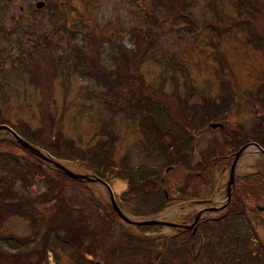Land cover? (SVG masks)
<instances>
[{
	"label": "rangeland",
	"instance_id": "374dc122",
	"mask_svg": "<svg viewBox=\"0 0 264 264\" xmlns=\"http://www.w3.org/2000/svg\"><path fill=\"white\" fill-rule=\"evenodd\" d=\"M55 1L63 5L61 10L67 17L68 27H72L75 22L80 24L90 17L93 24L88 23V25H98L100 33L106 40V42H101V62L108 67H112L110 51L115 52L116 50V48H112L113 45L124 42L131 46V29L140 25L149 28L145 24L148 15L146 7L152 6L156 2L155 0ZM242 1L246 0H194L187 8L188 12L192 14L194 22L197 21L200 26H203L206 22L214 24L210 23L213 19H219L218 23L222 22V16L230 21L233 18L236 19L239 17V6ZM259 1L264 5V0ZM38 2H45L46 6L39 10L36 7ZM86 6L90 7L89 12L86 11ZM49 7L48 0H0V118L5 119L11 127L18 124L27 126L34 132H38L41 128L45 131L48 123L51 126L50 130L60 129L67 138L76 143L77 147L84 150L90 148L89 146L106 141L110 144V131H114L118 138L113 144L112 157L115 163L113 167L108 169L106 166L102 171L107 177V179L105 177L103 179L110 186L123 213L135 221L161 218L164 222L179 225L193 223L195 216L207 206L195 204L193 201L179 202L186 198V195L182 193L186 169L166 176L164 180L168 185L165 189H158L154 194H150L153 191L148 189V191H144V198L143 196L139 197L140 200L132 197L136 195H129L130 198L125 197L124 194L129 192L133 186L132 182L143 184L147 179H153L159 175L161 178L163 177L162 173L165 175L169 168L162 166L165 159L158 150L153 147L150 151L146 149L149 141L141 131L138 117L133 120L131 115L125 111L115 112L105 102L106 89L100 87L94 79L84 77L81 72L70 71L69 77L66 78L64 75L68 72L64 70L57 79L52 77L53 102L49 103L43 98L42 88L32 82L30 74L24 72L25 63L29 58H26V55H34L35 42L37 43L40 35L44 33L47 34L46 42L51 44L56 56L64 52H74V43L77 40H72L68 33H57L54 37L50 35L54 24ZM257 9L254 10L256 14L264 19V9ZM88 13L92 16L89 17ZM31 24L33 26L30 27ZM80 27L82 28V25ZM155 28L152 38L154 45L149 48L148 54L149 52L156 54L160 61L145 60L139 66L140 74L149 85L150 93L157 91L162 82H165L164 90L168 95H171L176 89L173 79L175 76V79L179 81L181 97H184L189 92L186 87L187 78L176 68L178 62L186 66L190 75V80H188L192 81L194 86L188 103L189 106L198 109V115L193 120L196 132L192 134V138L196 143V152L190 166L191 169L195 171L197 164L202 161L200 152H207L210 149L208 157H215L216 154H212V152L218 151L223 145L230 152L228 159L216 167L210 168L211 184L199 181L193 185V189L201 200H212L223 204L227 197L226 189L229 183L230 168L235 160H233L234 156L231 158V155L238 151H233L232 142H229L230 138L232 135L238 136L242 140L240 148L252 142L256 143L253 131L260 122L259 117L264 113V101L258 99V97L264 98V46L257 45L258 41H264V37L251 38L247 28L245 30L236 28L221 34L216 29L209 27L199 28L194 32L184 21L178 24L159 23ZM28 37H31L32 40L30 41ZM40 66L44 68L47 77L54 75L51 65L40 60ZM224 86L227 88L228 94L232 91L234 100L230 101L229 106H225L224 114L219 119L210 122L208 117L201 123L204 99L211 98L220 102L224 95ZM176 105L178 104L176 103ZM184 117L187 118V114ZM164 122L168 123L169 119ZM213 124H225L227 132H222L220 128L212 129L211 125ZM242 132L248 133L249 138L243 137ZM2 134L0 132V136ZM184 136L186 135L184 134ZM190 145H192L191 142ZM42 152L47 153L45 150ZM221 152L223 153V149ZM20 154H24V152H20ZM124 157L129 158L130 174L125 178L119 171ZM55 159L76 174L97 176L95 172L85 168L87 165H84L86 163L82 159L81 163L56 157ZM262 160L256 148L250 149L241 158L236 171V176L240 177L241 181L238 189L242 190L246 182L256 179L262 169ZM50 169L56 174L54 168ZM98 177L100 176L98 175ZM47 184L49 183L38 178L31 195L43 192L47 188ZM16 188L21 192L20 186H16ZM193 189L191 187L190 191L193 192ZM93 191L101 203H104L101 201L103 199L111 202L110 195L103 183L93 182ZM165 193L168 199H173V203L163 211L159 207V203L162 196H166ZM22 194L25 193L22 192ZM72 194H74L72 190H69L68 195L76 197ZM148 195L152 196L151 201L144 200ZM243 199L242 204L245 207L243 226L226 233L222 239L215 237L211 240L206 234L207 236L203 237V244L208 247L210 243H213L214 253L212 257L203 254L202 257L205 258V261L202 264H225L226 261L229 262L228 264H239V260H242L244 264H264V212L259 211V207H264V192L243 193ZM232 208L233 211H229L230 216L234 215L235 210H239L238 206L235 207L236 209ZM98 209L101 208L98 207ZM239 211L241 212V207ZM219 216L221 215L218 213H209L205 214L203 218L211 222ZM108 227L110 229L108 234L114 236L118 242L139 237L145 244L157 243L158 247L162 245V248H164L163 244L166 238H172L176 234L175 230L167 226L144 229L133 224L126 226L115 220ZM202 230L199 228L201 235L204 233ZM1 232L7 237H30L32 236L31 221L14 216L6 221ZM240 237L250 239V244L245 245L238 239ZM39 244L40 237L27 245L0 240L1 248L14 253L31 251L39 247ZM115 244L114 252L117 254L121 245L118 246L116 242ZM50 247L47 259L35 257L36 264H72L70 252L56 248L54 235L50 240ZM188 249L193 251L191 244L188 245ZM244 249H248L247 251L251 249L255 254L261 252L258 259L251 258L250 260L249 257L240 256V259L233 260L230 257L234 250L241 254L245 251ZM216 252H220L222 257L224 254L223 260L219 254L215 255ZM169 257L174 260L178 259L173 254ZM137 258L139 259L140 255ZM101 262L104 264V261Z\"/></svg>",
	"mask_w": 264,
	"mask_h": 264
},
{
	"label": "trees",
	"instance_id": "16d2710c",
	"mask_svg": "<svg viewBox=\"0 0 264 264\" xmlns=\"http://www.w3.org/2000/svg\"><path fill=\"white\" fill-rule=\"evenodd\" d=\"M155 1L152 6L146 7L148 15L145 24L149 28H144L142 25L132 28L130 31L131 46L124 42L113 45L112 48H116V50L115 52L110 51L112 67H108L101 62V42H106V40L100 33L96 21H94L96 25H88V23L93 24L90 17L92 15L88 13L89 19L86 18L80 24L75 22L72 27H68L67 17L63 15L64 12L61 10L63 5L58 4L55 0H48L52 23L54 24V29L50 35L54 37L57 33H68L72 40H77L74 43V52H64L56 56L51 44L46 42L47 34L44 33L40 35L38 41L36 40L37 43L35 42L34 55H26V58H29L25 63L24 72L30 74L32 82L42 88V95L47 103L53 102L52 77L57 79L64 70L68 72L64 75L66 78L69 77L70 71L81 72L84 77L94 79L100 87L106 89L105 102L115 112L125 111L131 115L133 120L138 117L141 131L149 141L146 149L150 151L153 147L158 150L165 159L162 166L169 168L166 170L165 175L162 173L163 177L161 178L159 175L153 179H147L143 184L132 182L133 186H131L129 192L124 194L125 197L136 195L132 197L139 199L140 196L142 197L145 194L144 191H148V189L153 191L150 194H154L158 189H165L168 185L165 184L166 180H164L166 176L174 175V173L186 169L185 181L183 182L185 185L182 190L186 198L181 199L179 202L193 201L195 204L208 205L212 200H201L198 193H195L193 185L199 181L211 184L210 168H214V166L216 167V165L228 159L230 152L223 144L221 148L223 153L221 149L212 152V154H216L215 157H208L210 149L207 152H200L202 161L197 164L195 171L191 169L190 166L196 152V143L192 138V134L196 132L193 120L198 115V109L189 106L188 103L191 99V93L193 94L194 86L192 81H189L190 75L186 66L178 62L176 68L187 78L186 87L189 92L184 97H181L179 81L175 79V76H173V79L176 89L171 95H168L164 90L165 82H162L157 91L150 93L148 91L149 85L140 74L139 66L147 59H152L155 62L160 61L156 54L151 52L148 54L149 48L154 45L153 32L159 23L178 24L184 21L194 32L199 28L209 27L216 29L220 34L236 28L240 30L247 28L251 38H261L264 37V19H261L254 10H258L257 8L264 9V5L259 0L242 1L239 6V17L236 19L233 18L230 21L222 16V22L220 23H218L219 19H213L210 23L214 24L206 22L205 25L200 26L197 21L194 22L193 16L187 8L194 0ZM85 9L89 12L90 7L86 6ZM80 25H82V28ZM28 38L30 41L32 40L31 37ZM257 45L259 47L264 46V41H258ZM40 60L51 65L53 76L47 77L44 68L40 66ZM219 60L222 61L220 58ZM226 89L224 86V95L220 102L211 98L204 99L203 113L200 118L201 123L208 117L212 122V120H217L224 114L225 106H229L230 101L234 100L232 91L228 94ZM258 99L264 101L262 97H258ZM185 114H187V118L184 117ZM259 118L260 122L256 125V129L254 128L253 137L254 141L264 149V113ZM166 119H169L168 123L164 122ZM4 125H7L21 138L33 144L39 151L45 150L57 163L60 162L55 157L79 163L83 160L86 163L84 165H87L85 168L88 171L95 172L102 179L104 177L107 179L102 169L106 166L108 169L114 166L113 144L118 139L114 131H110V144L106 141L89 146L90 148L84 150L77 147L76 143L67 138L60 129L53 128V131L50 130L51 126L48 123L45 131L41 128L38 132L18 124L11 127L5 119L0 118V126ZM221 131L227 132L225 124ZM2 133L0 136V240L27 245L40 237V244L39 247L31 251H17L15 253L0 247V264H36L35 257L46 260L48 252L51 250L50 240L53 235L56 238V248H62L70 252L72 264H101V261H104V264H122L123 262L124 264H202L205 261V258L202 257L203 254L212 257L214 253L213 243H210L208 247L204 246L203 237L208 235L211 240L215 237L222 239L226 233L232 232L233 229L241 225L243 226V211L245 209L242 204L244 202L243 193L264 192V158H262V169L257 174L256 179L246 182L242 190L238 189L241 183L240 177L236 178V185L232 193L233 204L230 203L223 211L218 212L221 215L218 218L213 219L211 222L206 218H202L196 229L193 230L171 227L176 231V234L172 238H166L167 242L164 241V248H162V245L158 247L159 244L157 243L145 244L139 237H134L133 241L128 239V241L118 242L114 236L108 234L110 230L108 226L111 225L113 220L122 222L126 226L132 224H128L118 217L111 202L103 199L101 201H104V203H101L95 197L93 184L71 178L53 163L27 150L8 131H2ZM242 135L249 138V134L246 132ZM240 141L242 140L238 136H231L229 142H232L233 151L239 150ZM190 142L192 145H190ZM20 152H24V154H20ZM233 156L234 154L231 155V158ZM123 161L119 171L125 178L130 176L129 158L124 157ZM51 167L55 169L56 174L52 172ZM199 170L200 173L197 172ZM38 178H42L49 184L43 192L32 196V190ZM16 186L21 187V192ZM191 187L193 192L190 191ZM69 190H72L74 193L72 195L76 197L73 198L68 195ZM22 192L25 194H22ZM151 197V195H148L144 200L151 201ZM172 203L173 199H168L167 195L162 196L159 207L164 211ZM237 206L239 210L241 207L242 213L235 210L234 215L230 216L229 211L233 209L232 207L236 209ZM98 207L101 209H98ZM14 216L31 221L32 236L19 238L17 236L7 237L2 235L1 231L4 224ZM138 227L152 229L164 226L138 225ZM199 228L203 229V235H201ZM194 230H196L195 233ZM238 239L243 241L245 245L250 244V239L248 240L246 237ZM137 240L139 241L135 242ZM115 242L118 243V246L121 245L118 248L120 254L114 252ZM189 244L193 247V251L188 249ZM244 250L241 254L234 250L230 257L233 260L240 259V256L249 257L250 260L251 258L258 259L261 252L255 254L251 249L249 251H247L248 249ZM172 254L178 259L170 258L169 256ZM218 254L221 258L222 254L220 252L215 253V255ZM139 255L140 258L138 259ZM223 257L221 260H223ZM228 263V261L225 262V264ZM239 264H244V262L239 260Z\"/></svg>",
	"mask_w": 264,
	"mask_h": 264
},
{
	"label": "water",
	"instance_id": "95a60500",
	"mask_svg": "<svg viewBox=\"0 0 264 264\" xmlns=\"http://www.w3.org/2000/svg\"><path fill=\"white\" fill-rule=\"evenodd\" d=\"M46 5L45 2H38L36 4L37 9L41 10L42 8H44ZM212 129H217L219 127H222L221 124H213ZM2 131H8L10 134H12V136L14 138H16L18 140V142L24 146L27 150H29L30 152L35 153L38 157L47 160L48 162L53 163L56 167L62 169L65 173H67L71 178L76 179V180H82V181H88V182H99V183H103V185L107 188V190L109 191L110 195H111V202L113 205V208L115 210V212L117 213L118 217L123 220L124 222L128 223V224H133V225H160V226H168V227H178L179 225L174 224V223H167L162 221L161 218H156V219H148V220H138L135 221L133 219H131L130 217H128L127 215H125L122 210L120 209V207L118 206L114 195L110 189V187L108 186V184H106L104 181H102L101 179L97 178V177H90L87 175H82V174H76L73 171L69 170L68 168H66L65 166L61 165L60 163L55 162L47 153H44L42 151H39L38 149H36L34 146H32L29 142L25 141L23 138H21L14 130H12L11 128H9L8 126H0V132ZM255 147H257V149L259 150V153L264 157V150L258 146L257 144H255ZM246 149V148H245ZM244 149V150H245ZM244 150H241L235 158V161L232 165V169L230 172V180L229 183L227 185V203L223 206H219V207H210V208H205L203 209L195 218L194 223L191 226H184L186 229L191 230L193 229L197 223L199 222V220L201 219V217L204 215V213H208V212H217L222 210L224 207H226L227 205L230 204L231 200H232V189L235 186V177H236V167L238 165V162L240 160L241 154L242 152H244ZM217 204V203H216ZM259 211L264 212V207H259Z\"/></svg>",
	"mask_w": 264,
	"mask_h": 264
},
{
	"label": "flooded vegetation",
	"instance_id": "af4514ba",
	"mask_svg": "<svg viewBox=\"0 0 264 264\" xmlns=\"http://www.w3.org/2000/svg\"><path fill=\"white\" fill-rule=\"evenodd\" d=\"M253 144H254V142H252V143H249V144H246V145H244V146H241V148L238 150V151H240V150H244L245 148L244 147H246V149L244 150V152H242V154H241V158L250 150V149H252L251 147H253ZM151 150H152V148H151ZM238 151L237 152H235V154H234V157H233V160L235 159V157H236V155H237V153H238ZM230 170H231V168H230ZM184 230H186V229H184ZM196 232V230H194V233Z\"/></svg>",
	"mask_w": 264,
	"mask_h": 264
}]
</instances>
